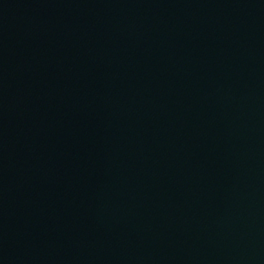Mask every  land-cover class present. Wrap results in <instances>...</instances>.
I'll use <instances>...</instances> for the list:
<instances>
[{"label": "water", "instance_id": "95a60500", "mask_svg": "<svg viewBox=\"0 0 264 264\" xmlns=\"http://www.w3.org/2000/svg\"><path fill=\"white\" fill-rule=\"evenodd\" d=\"M0 264H264V0H0Z\"/></svg>", "mask_w": 264, "mask_h": 264}]
</instances>
